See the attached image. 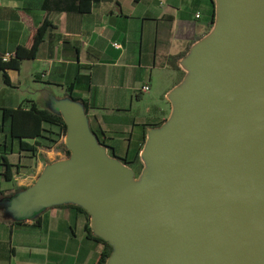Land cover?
Segmentation results:
<instances>
[{
    "label": "water",
    "instance_id": "water-1",
    "mask_svg": "<svg viewBox=\"0 0 264 264\" xmlns=\"http://www.w3.org/2000/svg\"><path fill=\"white\" fill-rule=\"evenodd\" d=\"M225 2L222 31L191 60L199 79L185 78L147 139L152 179L134 183L67 101L57 112L71 159L25 192L21 218L83 207L115 248L109 264H264V0Z\"/></svg>",
    "mask_w": 264,
    "mask_h": 264
},
{
    "label": "crops",
    "instance_id": "crops-1",
    "mask_svg": "<svg viewBox=\"0 0 264 264\" xmlns=\"http://www.w3.org/2000/svg\"><path fill=\"white\" fill-rule=\"evenodd\" d=\"M79 5V0H0V57L15 55L46 20L51 24L36 59L23 61L20 71L6 72L10 85L0 71V110L31 100L57 111L72 89L88 105L91 131L124 157L134 151L143 126L149 134L169 119L164 105L172 106L171 95L186 78L185 59L176 64L185 73L182 82L169 61L210 36L213 1L95 0L88 13H81ZM146 86L150 91H144ZM46 153L11 155L20 166L12 182L0 167L5 192L0 196V264H93L102 246L87 238L86 220L76 210L61 205L21 218V189L29 191L50 166L42 159Z\"/></svg>",
    "mask_w": 264,
    "mask_h": 264
},
{
    "label": "trees",
    "instance_id": "trees-1",
    "mask_svg": "<svg viewBox=\"0 0 264 264\" xmlns=\"http://www.w3.org/2000/svg\"><path fill=\"white\" fill-rule=\"evenodd\" d=\"M95 0H79V10L81 13H88L91 9V4ZM213 1V13L210 20L209 29L206 33L210 35L214 30L216 23V0ZM51 24L46 20L32 35L30 42L27 46H20L14 55L8 61H4L0 57V71L5 73V82L10 85V81L6 72L9 70L20 71L23 61L35 60L42 43L45 41L48 30ZM202 36L197 40L201 41L206 37ZM196 42V43H197ZM193 46V45H192ZM190 46L186 52L174 56L170 59L169 63L172 69L180 73L181 82L184 79L185 73L176 64L184 59L190 53L192 48ZM180 82V83H181ZM67 99L74 103L80 104L85 113L88 114L87 103L72 94V89L67 90ZM168 119H164L159 124L155 125L152 129L162 128ZM145 133L141 139L136 143L133 152H129L124 157L119 156L113 147L101 143L104 147L109 149L110 157L119 160L123 165L129 167L138 176L142 173L144 163L141 157L142 152L147 143V126H143ZM68 126L61 113L52 110L41 109L34 101L28 100L23 107L18 109H2L0 110V167L5 169L3 177L6 181L12 182L13 172L19 165H14L10 161V156L15 153H28L31 156H37L40 149H59L63 151L68 157L72 156V152L68 149L63 139L67 136ZM17 148V149H15ZM27 190L22 188L21 192ZM5 192L0 188V196H4ZM66 208L76 210L82 214L86 220L85 231L87 238L102 246V251L98 254L93 264H109L115 248L110 242L98 237L92 228V216L86 209L76 204H66Z\"/></svg>",
    "mask_w": 264,
    "mask_h": 264
},
{
    "label": "rangeland",
    "instance_id": "rangeland-1",
    "mask_svg": "<svg viewBox=\"0 0 264 264\" xmlns=\"http://www.w3.org/2000/svg\"><path fill=\"white\" fill-rule=\"evenodd\" d=\"M3 84V80H2V78H0V87H1V85ZM27 84V83H26ZM24 90L25 91H27L28 90V88H24ZM146 108V104H142L141 106H139V109H141V110H144ZM164 108L166 109V110H169V111H171V115H170V117H169V119L171 118V116H172V113H173V106H165L164 105ZM168 119V120H169ZM151 134V132H149V134H148V140H149V135ZM63 142L66 144L67 143V139H66V137L63 139ZM43 150V149H42ZM46 151H47V153H49V154H42V159H44L47 163H48V165H52V164H55V163H59V162H63V161H66V160H69V159H71V157H68L63 151H61V150H59V149H51V150H47V149H45ZM107 156L110 158V159H113V158H111L110 157V153H109V151H107ZM119 162V161H118ZM143 163H144V168H143V171H142V173L140 174V175H136L135 173H134V171L132 170V169H130L129 167H127V166H125L126 168H128V170L131 172V176H132V180H133V182L134 183H136V184H142V183H146L147 181H149V180H151L152 179V177H153V170H152V168L150 167V165L147 163V161L145 160V158L143 157ZM120 164L121 165H123L121 162H120ZM124 166V165H123ZM11 205H12V202L10 203ZM14 217H15V215H14V213L12 212V211H10L9 213H8V215H7V218H9L11 221L14 219ZM93 227H95L96 228V226H95V224L94 225H92ZM97 229V228H96ZM96 234H98V235H100V236H104L101 232H99L98 230H96ZM78 235H79V239H81V236L83 235L84 236V232L83 231H81L80 230V228H79V230H78ZM105 237V236H104ZM87 244H89V245H94V243H92V242H87V241H85Z\"/></svg>",
    "mask_w": 264,
    "mask_h": 264
},
{
    "label": "bare ground",
    "instance_id": "bare-ground-1",
    "mask_svg": "<svg viewBox=\"0 0 264 264\" xmlns=\"http://www.w3.org/2000/svg\"><path fill=\"white\" fill-rule=\"evenodd\" d=\"M226 14H227V8H226L225 0H217V23H216L214 32L212 33V35L210 37H208L207 40H210V39L212 40L213 38H216L220 34V32L223 29V26L225 25ZM200 46H202L201 43L196 45L193 48V51H192L189 59H187L185 61V65L187 66V69H186V82L185 83H187V84L198 80L200 75H201L198 71H196L194 68L191 67V60L193 59V56L198 51ZM152 133L154 134L155 131L152 132ZM125 171H126V173L129 176H131V173H130V171L127 168H125Z\"/></svg>",
    "mask_w": 264,
    "mask_h": 264
},
{
    "label": "built area",
    "instance_id": "built-area-1",
    "mask_svg": "<svg viewBox=\"0 0 264 264\" xmlns=\"http://www.w3.org/2000/svg\"><path fill=\"white\" fill-rule=\"evenodd\" d=\"M197 17L200 18L201 16L198 15ZM113 46H114L116 49H121V48H122V46H121L120 44H118V43H114ZM12 57H14V55H6V56L3 57V60L6 62V61H8L10 58H12ZM144 91H145V92H148V91H150V88H149L148 86H146V87L144 88Z\"/></svg>",
    "mask_w": 264,
    "mask_h": 264
}]
</instances>
